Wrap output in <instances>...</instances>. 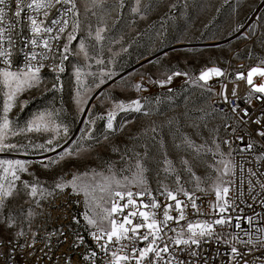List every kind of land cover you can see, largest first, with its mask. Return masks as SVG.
<instances>
[{
	"label": "rangeland",
	"instance_id": "374dc122",
	"mask_svg": "<svg viewBox=\"0 0 264 264\" xmlns=\"http://www.w3.org/2000/svg\"><path fill=\"white\" fill-rule=\"evenodd\" d=\"M73 1L74 15L58 56L61 69L38 73L39 83L33 87L25 85L14 100L8 99V93L15 89V81L9 78L6 84L0 75V126L6 115L5 142L16 145L13 150L0 152V161L31 162L27 172H18L20 180L14 183L13 195L5 199L0 209V239L34 223L68 218L69 212L75 223L95 229L84 219L83 192L76 194L67 187L46 199L39 195L33 198L22 181H38L48 189L61 178L71 181L74 175L80 177L79 185L91 187L105 184V177L113 175L125 182V177L131 180L136 171L137 157L133 153L140 154L148 169L147 188H177L176 174L163 171L166 152L187 191L215 192L214 184L223 172V165L217 161H231V157L222 142L225 117L213 109L211 93L199 81L200 73L209 68L223 70L231 61H246L254 68L264 69V0H139V4L137 0ZM137 7L139 11L134 12ZM70 35L74 37L71 40ZM145 60L150 61L94 98L99 89ZM175 72L182 75L175 76ZM170 75V83H157ZM257 76L261 75L253 73L252 80ZM136 84L142 90L137 91ZM78 99L81 103H77ZM136 99L141 101L142 111H118L114 127H124L109 134L110 139L105 141L107 112L120 101L127 104ZM6 102L12 106L5 114ZM42 113L51 114L46 118L60 126L59 135L52 128L21 131ZM63 128H67L66 133ZM185 135L197 144L207 142L213 151L215 139L223 157L219 153L213 156L212 152L197 157L192 150L176 149L174 144ZM48 139H53L55 151L46 150ZM39 144H45V149L35 147ZM66 150L73 151V156L47 168L42 165L41 161L57 160ZM181 157L189 160L195 176L200 178L199 189L195 177L180 164ZM8 168L7 163L0 164V185L5 190L13 179L15 166L6 172ZM227 176L222 179L226 181ZM129 187L138 189L131 184ZM94 196L96 199L89 197L88 215L106 225L103 217L104 209L109 207L107 195L96 187ZM102 196L104 199H100ZM79 205L81 210H77Z\"/></svg>",
	"mask_w": 264,
	"mask_h": 264
},
{
	"label": "built area",
	"instance_id": "2783aa9c",
	"mask_svg": "<svg viewBox=\"0 0 264 264\" xmlns=\"http://www.w3.org/2000/svg\"><path fill=\"white\" fill-rule=\"evenodd\" d=\"M32 0H24L23 11L18 19L15 16L16 0H9L8 6L5 8L7 13L4 20L0 21V51L8 53L6 56H0V72L10 71L15 73H24L27 70L29 63L33 67L39 66L40 72H57L61 69V64L58 63V56L61 52L63 36L71 24L73 12H67L71 4H65L63 0L59 3L56 0H51V7L40 9L38 12H33L27 7ZM74 2V1H73ZM47 11V16L44 12ZM30 16H35L37 23L43 28H52V33L41 31L38 34H33L31 31ZM67 20L68 24L63 33H59V39H51L57 35L58 29L63 25V21ZM59 21L60 23H54ZM42 22V23H41ZM37 39V45L33 46L31 40ZM49 41L51 51L43 47V40ZM33 52H36L37 60L31 61L29 58ZM40 54H46L48 59H41ZM7 61V62H6ZM253 66L246 61L229 62L223 70L224 75L216 76L210 74V78L205 84L211 93V104L214 110L224 115V127L222 142L227 149L232 165L234 168L228 174L227 181H232L231 184H226L230 191L228 197H237L241 192L243 196L235 199L232 208L224 214L225 217L231 216L230 224L214 225V235L205 237L199 245H179L169 243V253L175 259L171 260V264H264V189L261 184L264 183V159L257 158L264 155V138L256 135V130L264 128V93H257L254 87L264 84L262 76H257L253 80V84L247 82V75ZM243 73L244 78L238 79L237 74ZM235 92V95H233ZM227 96V101L224 97ZM233 107H237V111L233 112ZM248 110V116L241 119L242 110ZM259 119L260 124L253 121ZM232 129H236L233 133ZM243 136L244 141L241 143L236 137ZM229 143L225 144L224 141ZM252 142L253 147L250 150L241 152L239 148L245 144ZM241 165L243 169L241 170ZM251 169L252 175L249 172ZM249 181H251L252 191L249 192ZM148 190L161 203V208L156 210L157 219H162L163 205L172 203L165 196L161 195L162 190ZM134 193L139 189H131ZM196 204L199 211L189 207L184 209L185 219L178 223L173 220L169 221V228L176 229V232L168 231L164 237V241H158L159 246L163 247L164 242L168 237H175L181 230L187 238V224L191 222L212 223L215 219L220 218L218 210L214 211L212 205L217 203L214 191L195 192ZM178 199L186 201L187 198L182 194ZM149 195L143 196V201L148 202ZM121 204L125 201H120ZM139 203V200H137ZM251 205V207H249ZM73 206L70 207V210ZM79 205L77 210H81ZM130 208L124 209L123 215H127ZM149 211V209H141ZM68 218L43 221L42 223L31 224L26 229H20L15 234L6 239H0V264H92L91 260L84 259L91 251L97 253L93 258L95 264H106V261L111 259V253L105 254L100 250L97 243L93 240L90 232L95 229L81 226L72 221V213H68ZM173 217H177L176 211L170 213ZM240 216L243 219L239 221L236 217ZM248 217H251V223L248 222ZM122 215H118V221L122 220ZM141 217L133 218V223L141 222ZM240 223L241 227L236 228L235 224ZM197 230L198 229H194ZM147 231L146 228L139 230L143 235ZM17 233H23L18 236ZM247 233V235L245 234ZM77 235L83 237L84 243L78 244ZM236 237V239H233ZM251 240V243H246ZM103 242V241H102ZM122 244L128 245L119 255L131 256L133 243L128 240L121 241ZM148 241L137 240L135 247L141 249L147 246ZM236 247L240 255L233 259L231 248ZM114 248H120V244H114ZM169 253H162L166 260L171 259ZM136 256H139L137 251ZM154 256L152 253L143 261V264H152ZM125 264V262H121ZM128 264H137L136 259H131ZM160 264H163L161 261Z\"/></svg>",
	"mask_w": 264,
	"mask_h": 264
},
{
	"label": "snow or ice",
	"instance_id": "6c2138e0",
	"mask_svg": "<svg viewBox=\"0 0 264 264\" xmlns=\"http://www.w3.org/2000/svg\"><path fill=\"white\" fill-rule=\"evenodd\" d=\"M9 0H0V21L4 20L7 13L5 12V8L8 6ZM57 3L60 2V0H56ZM65 4H71L72 6L68 9H66L67 12H73L75 8V4L73 0H63ZM23 4L24 0H16V12L15 16L19 19L21 16V12L23 11ZM137 4H139V0H137ZM27 7L29 9H32L33 12H38L40 9H47L51 7V0H32L31 3L27 4ZM134 12L139 11L138 7L133 9ZM44 15L47 16V11L44 12ZM29 20L31 22V31L33 34H38L41 31H44L46 33H52V28H41L40 25L37 23V19L35 16H30ZM42 23V22H41ZM54 23H60L59 21H55ZM68 21L64 20L62 27L58 29V33L55 36H52L51 39L57 40L59 39V33H63L65 31V27L67 26ZM2 38V36H0ZM74 37L72 35L69 36V39H73ZM97 38H99V31L97 32ZM245 38H248L247 35ZM31 44L33 46L37 45V39L33 38L31 40ZM43 47L47 49L48 51H51V48L49 46V41L43 40ZM83 50V45L81 46ZM65 51H67V45H65ZM8 53L0 51V56H6ZM37 53L33 52L30 56L31 61L37 60ZM41 59H48V56L46 54H40ZM7 62V61H6ZM43 67L42 64L39 66L33 67L31 63L27 66V70L23 74H17L10 71H4L0 73L4 77L5 83L7 84L9 81V78L11 80L15 81L16 87L14 90H11L8 93V99L14 100L17 93L23 90L24 86L33 87L36 86L39 83V76L38 73L40 72V68ZM258 73L261 76H264V69L261 68H253L247 75V82L249 85H252V74ZM210 74H215L216 76L224 75V73L219 68H209L205 71H202L199 76V81H204L205 84L207 83L208 79L210 78ZM175 76L182 75L179 72L173 73ZM173 75L168 76L166 81H158L161 86H163L166 83H170ZM186 75V74H185ZM238 79L244 78L243 73L237 74ZM103 83V81H101ZM99 86V85H98ZM56 85H53V88H55ZM137 91L142 90L140 84H136L134 86ZM254 91L257 93H264V84L260 86L254 87ZM233 95H235V92H233ZM225 101H227V96L224 97ZM77 103H81V101L78 99ZM12 105L9 103H5L4 112L5 114L8 112ZM143 109V105L141 104V101L139 99L129 101L127 104L125 102L120 101L119 103L114 104L113 109L109 110L107 112V121H106V127L108 129V133L105 134L104 140L107 141L110 139L109 134H114L117 131H121L124 127L123 124L119 125L118 127H114L113 121L115 120V117L117 115L118 111H136L140 112ZM233 112L237 111V107H233ZM242 117L243 120L244 117L248 116V110L243 109L242 110ZM51 114H40L38 115L33 121L29 123V125L22 129V132H32V131H48L50 128L56 132L57 135L60 134V126L53 125L51 120L49 118ZM104 117H100V119H103ZM95 121H90V123H94ZM256 124H260L261 121L259 119L253 121ZM8 127V120L7 116L4 117V123L2 126H0V152L7 151V150H13L16 148V145H12L5 142V137L7 133L5 132V129ZM63 131L66 133L67 128H63ZM154 131V130H153ZM233 133L236 132V129H232ZM17 133H13L15 135ZM256 135L260 136L261 138H264V128L257 129ZM241 143L244 141L243 136H237L236 137ZM99 142V141H98ZM47 151H55V147L53 145V139L47 140ZM225 144H228L229 141L225 140ZM213 144L215 145V151H213L212 148L207 147V142L202 144H197L194 140L191 139V137L185 135L182 137V140L180 143H175L174 147L178 150L188 151L192 150L197 157L200 156L201 153L206 152H212L213 156H215L217 153L223 157V153H220V144L216 142L215 139H213ZM35 147L40 149H45V144H39L35 145ZM161 147L163 148V142H161ZM253 147L252 142H249L244 145V147L239 148V151L244 152L247 150H250ZM118 150V149H114ZM73 151L66 150L63 153L59 155V159L57 160H48L47 163L41 161L42 165L47 168L50 164H56L59 163L60 160L65 159L66 157L73 156ZM76 155H79V150L75 153ZM136 157V164L135 168L136 171L133 173L131 180H129L127 177H125V182H121L120 180H116L114 175L110 177H105L106 183L103 185H97L95 187H91L88 185H79L77 182L80 180V177L77 175H74L71 181H63L61 178L60 181L56 182L54 186L51 189L41 187L39 185V182L37 181L35 184H30L28 181H22L24 189L28 190L27 194L31 197H39L41 199H46L47 197L54 196V194L57 191H64L67 187H72L73 191L76 194H80V192H83L85 196V205H86V211L84 213V219L87 221V224L94 227L95 231L90 232V235L92 236L93 240L97 243L98 247L102 252L105 254L111 253V259L109 261H106V264H121V262H125V264H128V262L131 259H136L137 264H143V261L149 256L150 253L153 254L154 260L152 264H160L162 261L163 264H171V260H174L175 257L171 256L169 253V243L174 244L176 246L179 245H199L201 240L205 237H212L214 235V225H224V224H230L232 221V217L228 216L225 217V213L228 211L229 208H232L235 199H239L243 196V193L241 192L237 197L232 198L231 200L228 197V193L230 191L229 187L226 186V184H231L232 181L225 182L222 179L223 175L229 174L232 169L234 168V165H232V162L225 161L224 159H221L217 161L218 164L223 165V172L221 173V176L217 177V182L214 184V190L216 195L217 203L212 205V208L214 211L218 210L220 213V218L215 219L212 223H196L195 225L189 222L187 224V232L188 236L187 238H183L185 233L183 230L177 233L175 237H168V240L164 242V246L160 247L158 241H164V237L167 235L168 231L176 232V229L169 228V221L175 220L177 223L180 220L185 219V212L184 209L189 207V202L191 208L199 211L198 206L196 204V197L195 193H190L187 191L184 186L180 183V176L177 173L176 168L173 165V162L168 159L167 153H164V159L162 161L164 168L163 171L166 174H176V183L177 188L175 191L168 188L167 185H162V191L161 195L165 196L167 200L174 201V205L172 203H166L163 205V212H162V219L158 220L157 212L156 210L161 208V203L156 199L154 195L148 190L147 188V181L145 179V173L148 171L147 167L142 163V160L139 158V153H133ZM147 150L145 151L144 158L147 159ZM258 160L264 159V155L257 158ZM7 163L9 165L8 169H5V171H9L13 169V165L15 166V170H12V181L9 183V188L7 190L4 189L3 185H0V209L4 207V201L7 197H10L13 195V187L14 183L17 180H20V176L18 175V172H27L28 167L30 165V161H7L3 162L0 161V164ZM180 164L185 167V169L193 176L196 180V188L199 189L200 184V178L195 176V173L192 171V165L189 162V160L184 159L183 157L180 158ZM243 169V166L241 165V170ZM111 171V169H110ZM217 171H220V169H217ZM249 172L252 175H255V173L251 172V169H249ZM86 175V174H85ZM102 175V174H100ZM113 184L115 187H113ZM135 185L139 191L133 192L131 191L129 185ZM96 187H99L100 191L102 193H106L107 195V204L109 207H106L104 209L106 215L103 217V220H106L108 223L105 225L103 222H98L95 218H90L87 212V207L90 205L89 197H92V199H96L94 196V192L96 190ZM261 188L264 189V183L261 184ZM252 191L251 187V181H249V192ZM149 195L150 200L146 203L143 201L144 195ZM183 195L187 198L186 201L178 199L179 195ZM100 199H104L102 196ZM137 200H139V203H137ZM120 201H125V203L121 204ZM39 203V201H37ZM262 204H264V201H261ZM251 207V205H249ZM130 208L127 215H123L124 209ZM141 209H149V211H144ZM176 211L178 213L177 217H173L170 213L171 211ZM122 215V220L118 221L117 216ZM141 217V222L139 223H133V218L135 217ZM75 220V218H73ZM240 219H243V217L237 216L236 220L239 221ZM248 222L251 223V217H248ZM77 223L79 221H76ZM9 226H11L9 224ZM236 228H240V223L235 224ZM142 228H146L147 231L141 235L139 230ZM194 229H198L194 230ZM264 231V230H262ZM247 235V233H245ZM18 236L23 235V233H17ZM233 239H236V237H233ZM128 240L133 243V247L131 249L132 255L129 256L127 254L125 255H119V253L128 245L122 244L121 241ZM137 240L140 241H148L147 246L141 249H137L134 245ZM103 241V242H102ZM77 242L78 244H83L84 240L83 237H80L77 235ZM246 243H251V240L247 241ZM114 244H120V248H114ZM137 251L139 252V256H136ZM231 252L233 254V259L236 258V256L240 255L238 252V249L236 247L231 248ZM162 253H169L171 259L166 260L165 257L162 255ZM97 255L95 251H91L87 256L84 257L86 260H91L92 264H95L94 259ZM179 264V262H177Z\"/></svg>",
	"mask_w": 264,
	"mask_h": 264
},
{
	"label": "water",
	"instance_id": "95a60500",
	"mask_svg": "<svg viewBox=\"0 0 264 264\" xmlns=\"http://www.w3.org/2000/svg\"><path fill=\"white\" fill-rule=\"evenodd\" d=\"M172 50V49H171ZM150 60H145V61H142L141 63H139L137 66L131 68L130 70H128L127 72L123 73L122 75H120L119 77H117L116 79H114L113 81H111L110 83H108L106 86L102 87L101 89H99V91L96 93V95L94 96V98L104 89L106 88L107 86H109L110 84H112L113 82H115L116 80L120 79L121 77H123L124 75L134 71L135 69L143 66L144 64L148 63ZM91 104V103H90Z\"/></svg>",
	"mask_w": 264,
	"mask_h": 264
},
{
	"label": "crops",
	"instance_id": "0c3cea01",
	"mask_svg": "<svg viewBox=\"0 0 264 264\" xmlns=\"http://www.w3.org/2000/svg\"><path fill=\"white\" fill-rule=\"evenodd\" d=\"M253 68H254V67H253ZM253 68H252V69H253ZM257 68H261V67H257ZM252 84H253V83H252Z\"/></svg>",
	"mask_w": 264,
	"mask_h": 264
}]
</instances>
